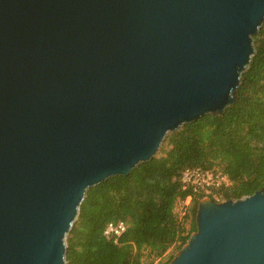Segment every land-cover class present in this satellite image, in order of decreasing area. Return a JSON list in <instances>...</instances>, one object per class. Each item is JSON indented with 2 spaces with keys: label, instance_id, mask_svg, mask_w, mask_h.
<instances>
[{
  "label": "water",
  "instance_id": "1",
  "mask_svg": "<svg viewBox=\"0 0 264 264\" xmlns=\"http://www.w3.org/2000/svg\"><path fill=\"white\" fill-rule=\"evenodd\" d=\"M264 0H0V264H67L90 188L238 99ZM168 264H264V187L204 197Z\"/></svg>",
  "mask_w": 264,
  "mask_h": 264
},
{
  "label": "trees",
  "instance_id": "2",
  "mask_svg": "<svg viewBox=\"0 0 264 264\" xmlns=\"http://www.w3.org/2000/svg\"><path fill=\"white\" fill-rule=\"evenodd\" d=\"M255 45L238 99L224 115L184 125L167 136L150 161L88 190L68 236L67 264H146L145 250L161 258L172 248L169 259L158 263L168 264L197 231L202 198L239 199L264 187V25ZM190 168L220 172L229 183L207 194L184 188L182 174ZM190 196L180 217L177 206ZM111 222L127 225L117 240L104 233Z\"/></svg>",
  "mask_w": 264,
  "mask_h": 264
},
{
  "label": "built area",
  "instance_id": "3",
  "mask_svg": "<svg viewBox=\"0 0 264 264\" xmlns=\"http://www.w3.org/2000/svg\"><path fill=\"white\" fill-rule=\"evenodd\" d=\"M227 176L220 172L203 171L200 168L186 169L181 181L183 187L194 186L195 192L209 193L211 188L221 186L223 183H227ZM229 183V181H228ZM127 229V225L124 222L109 223L105 229V235L117 240Z\"/></svg>",
  "mask_w": 264,
  "mask_h": 264
},
{
  "label": "rangeland",
  "instance_id": "4",
  "mask_svg": "<svg viewBox=\"0 0 264 264\" xmlns=\"http://www.w3.org/2000/svg\"><path fill=\"white\" fill-rule=\"evenodd\" d=\"M227 183H228V180H227ZM216 199L219 201H222L221 197H216ZM191 202H192L191 196L187 197L184 201L179 202L176 211L180 217H182L185 214V212H186L187 208L190 206ZM172 253H174V251L171 248L161 258H155L153 255L149 254V250L147 249L144 251L145 256H144L143 260L146 264H158L159 262H166ZM175 254H176V252H175Z\"/></svg>",
  "mask_w": 264,
  "mask_h": 264
}]
</instances>
